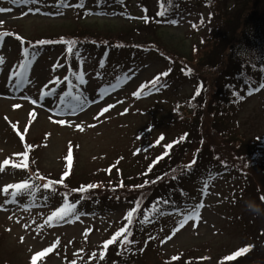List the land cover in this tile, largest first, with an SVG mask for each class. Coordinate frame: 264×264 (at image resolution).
Returning a JSON list of instances; mask_svg holds the SVG:
<instances>
[{
  "label": "rangeland",
  "instance_id": "rangeland-1",
  "mask_svg": "<svg viewBox=\"0 0 264 264\" xmlns=\"http://www.w3.org/2000/svg\"><path fill=\"white\" fill-rule=\"evenodd\" d=\"M55 1L36 0V3L13 4L11 0H0V8L12 9L11 12L0 13V21H3L0 32L8 31L15 36L19 33L28 39L40 35L61 37L69 34L77 22H84L88 31L105 33L123 27L126 20L140 22L145 17L144 3L151 14L156 12L157 4L156 0H105L102 6L97 7L94 0H66L69 6H62ZM205 1L180 0L171 14L162 17L164 21H160L155 31H133L132 38L136 41L157 38L167 51L177 54L172 61L156 50L133 52L112 50L110 46L111 51L104 60L106 63L101 66L104 50L102 45L96 46L91 41L81 39L74 46L73 52H78V55L69 54L62 44L34 46L29 51H35L37 55L26 70L30 83L21 90L13 88L15 78L9 80L10 74L18 70L21 45L13 35L5 37L0 42V57L5 61L0 66V163L4 159L19 163L22 157L14 154L24 152L25 145L21 142L27 140V145L32 146L28 163H36L42 176H57L60 180L62 173L68 169L66 157L71 144L73 170L64 182L73 174L75 180H85L91 177L92 170L105 169L106 165L114 161L118 160V164L122 161L121 164L125 165L136 150L147 151L149 145L151 150H155L157 145L153 141L156 138L163 136V141L169 142L183 136L189 122L173 120L172 107L176 101L184 100L192 92L194 94L196 80L191 74L177 72L179 65L176 60L180 62L179 59L189 55V52H193L196 57V50L205 44L202 37L209 34L218 22L203 3ZM240 1L226 0V5L230 7ZM79 2L83 3V9L71 6ZM37 8L39 12L35 11ZM249 12L256 17V6L250 5ZM173 20L175 24L171 23ZM261 63H264V56ZM190 64L195 66L196 63ZM54 65L61 66L54 68ZM169 69L171 71L166 77L171 78L163 84L164 87L158 91H148L142 98L133 95L140 85L149 86V81ZM77 71L83 72L86 81L79 86V91L95 103H88L82 110L77 109L73 113L65 107L68 103H75L71 97L66 98L64 104L60 101V95L68 91L65 82L59 85L48 82L54 79L63 81L65 73L73 76V72ZM258 78L260 84L264 83V72L259 73ZM117 83L119 86L113 90L111 86ZM46 84L48 89L55 88L56 92L41 97V90ZM102 89L107 91V95L100 99ZM72 91L76 95V90ZM248 93V87H244L243 99L223 116L228 120L226 126L232 125L238 131L242 139L239 143L242 145L243 142L245 145L259 139L261 143L262 140L264 142V89L254 91L251 95ZM32 100L37 103L33 104ZM15 104L21 107L15 109ZM110 104L115 107L98 116L101 109ZM32 111H35L36 118L28 125V114ZM5 117L8 119L5 120ZM57 120L66 123H55ZM13 124L16 125L15 129ZM26 125L29 131L24 134ZM76 125L84 130H79ZM203 130L209 134L208 126ZM18 132L24 135L23 141ZM208 143L215 153L232 157L230 148L221 139L210 136ZM246 149L243 146L239 148L240 152ZM196 152V148L192 149L185 162H189ZM237 156L230 159L234 160ZM132 166L137 168L139 165L135 161ZM27 169L6 166L5 171L0 172V264H31L34 253L57 241L59 243L54 251L39 259L37 264H67L65 257L82 264L88 257L89 248H95L102 240L113 236L115 222L125 218L129 206L113 202H84L77 208L80 215L74 217L71 223H53L49 226L45 223L48 216L63 203L58 193L44 195L37 188L34 193L37 196L33 199L30 198L32 194L24 193L17 196L14 203H5L13 198L8 192H3L4 186L30 181ZM113 170L110 169V174ZM34 182L40 183L38 180ZM205 182H208L207 194L203 192ZM183 184L190 191L180 196L175 208L168 210L166 207L162 209L163 215L158 213L151 220L153 227L143 237L147 239L148 253L144 260L136 259L134 264H164L162 259H171L193 248L197 250L167 264H187L190 261L191 264H235L231 263L235 260L225 258L245 246H251V255H248L250 250L245 257L239 255L237 259H243L236 264H264V215L255 216L245 208V202L252 200L264 209V201L261 200V196H264V165H256L242 172L233 166H214V169H210L204 162L183 180ZM108 189L103 187L97 196H108ZM133 190L125 188L116 197L134 198L137 193ZM201 201L204 207L200 209V220H189L172 235L186 210ZM154 220H165V225L160 224L163 229L157 228L159 225ZM169 236L171 239H168ZM142 245L140 243L139 247L142 248ZM193 260L204 261L195 263ZM96 264L113 263L99 260Z\"/></svg>",
  "mask_w": 264,
  "mask_h": 264
},
{
  "label": "trees",
  "instance_id": "trees-1",
  "mask_svg": "<svg viewBox=\"0 0 264 264\" xmlns=\"http://www.w3.org/2000/svg\"><path fill=\"white\" fill-rule=\"evenodd\" d=\"M178 1L180 0H169V3L165 5L168 8L166 15L174 11ZM104 2L105 0H102V2L94 0V5L100 7ZM156 3V12L154 14L150 13L146 7L147 5L144 3V13L148 17V22H145L143 18L140 22L134 21V19L126 20L125 25L115 31L108 30L105 33L99 32L98 34H94L93 31L87 30L84 22H77V26L69 34L61 37L40 35L35 39H28V37L16 33V36L21 37L25 41L23 45L20 43V40L16 39L15 35L12 37L22 48L37 45L36 42L40 40L60 41L63 38L65 41H75L76 45L82 39L83 41L110 45L114 50L133 52L156 50L163 56L168 57L167 60L172 61L176 59L177 54L167 51L157 38H148L145 41H136L132 38L133 31H148L150 33L159 27L160 21H164L161 16L157 15V12L161 10V5L165 3V0H156ZM205 3L209 6L212 16L218 20L215 28L210 30L209 34L202 37L205 44L196 50L198 52L196 57L193 52H189V55L182 56L179 59L181 60L180 62L176 60V63L179 65V71L177 72L184 75L191 74L196 80L194 94L192 92L184 100L176 101L172 107L175 116L173 120L189 122L188 129L181 136L183 139L180 137L173 140L177 141V143H171L173 146L169 150V154L154 165L153 161L164 153L166 146L163 140L157 144L158 138L153 141L157 145L155 150H151L149 145L147 151L136 150L133 155H130L125 165L121 164L122 161L118 164V160L112 162L110 165L114 170L111 174L106 171V167L105 169L92 170L90 173L91 177L85 180H75L73 174L63 184L55 185V191L46 190L49 193L48 195H51L53 192L58 193L63 201L65 194H67L68 202L79 201L76 210L84 202H113L117 205L125 206L126 204L129 206L127 214L136 206L137 201L140 203L139 210L134 214L131 225L132 235L129 236L131 243L121 245L118 238L116 243L108 247L104 258L101 260L99 259V252L103 250L102 244L106 241L104 239L97 247L89 248L88 257L85 258V262L82 264H96L99 260L100 262L113 264H134L136 259L142 260L145 258L146 253H148V244L147 239L143 237L153 226L152 222L141 224L140 220L144 218L146 211L150 220H153L162 209L172 206L170 202L178 205L180 196L190 191L184 186L183 180L190 173L195 172L202 163L206 162L210 169H214V166H233L242 172L256 165H264V145L261 143V139L257 142L253 141V143L247 142L245 145L243 142L242 145V143H239L242 139L238 131L232 125L226 126L228 120L223 117L231 112L232 107L234 108L238 105L239 97L242 96L244 87L256 85L260 81L258 78L259 73L264 72L261 63L264 56V0H242L230 7L226 5V0H206ZM250 5L252 7L256 6V17L252 16L249 12ZM113 36L116 37L110 38ZM51 44H65L67 46L66 43ZM192 62L196 63L195 66L190 64ZM188 69H191V71L188 72ZM170 78L161 77V83L165 84ZM198 88L201 91L200 95L197 96L196 91ZM207 126L210 135L204 133L203 128ZM210 136L224 141L225 145L230 148L232 157L238 154L236 159L231 160L230 158L232 157L228 155L223 157V154L215 153L208 143ZM27 143V140L23 142L24 145ZM236 145H238L237 148H235ZM242 146L247 148L245 152H240L239 148ZM194 148L197 150L194 154L196 163L192 164L189 168L187 165L191 161L185 162V158ZM235 151L237 152L236 154L234 153ZM135 161L139 165L137 168H133L132 166ZM149 165H153V167L150 172H147ZM27 170L30 178H34L42 183L49 180L58 181L59 178L57 176L55 178L45 176L43 180L38 179L37 174L40 177L43 176L33 161L28 163ZM72 170L71 165V168L68 170L70 174L67 177L71 175ZM145 172H147V175H144ZM157 177H162V179L157 180ZM145 180H155L156 183H149L143 188L134 187L143 184ZM35 184L41 185L36 182ZM121 184H123V187H121ZM86 185H96L97 187L89 189L85 193L72 191ZM103 187L110 188L108 189L109 195L100 198L97 195L101 194ZM125 188L134 189L133 191L137 193L136 197H116ZM36 196L37 194H32L30 198L33 199ZM82 196L84 197L83 199H81ZM158 201L159 203H157ZM163 201H168V203L165 204ZM154 205L158 211L153 210ZM126 223L125 218L122 221L115 222L116 230L123 227ZM157 228L163 229V225H159ZM116 230L113 234L118 231ZM140 243L143 244L142 248L139 247ZM196 250L197 248H193L176 257L180 259L188 252ZM93 253L97 254L96 257L89 259ZM65 258L67 264H72V259ZM209 258L204 260H208ZM240 259L236 258L231 263H238ZM171 260L173 259L166 258L162 259V262L167 264Z\"/></svg>",
  "mask_w": 264,
  "mask_h": 264
},
{
  "label": "snow or ice",
  "instance_id": "snow-or-ice-1",
  "mask_svg": "<svg viewBox=\"0 0 264 264\" xmlns=\"http://www.w3.org/2000/svg\"><path fill=\"white\" fill-rule=\"evenodd\" d=\"M11 2L13 4L15 3H21V4H29V3H36V0H11ZM100 2H102V0H100ZM60 3L62 6H69L66 3V0H60ZM167 3H169V0H165V3L161 5V10L157 12L158 16H165L168 8L165 6ZM72 7H83V3L77 4V5H71ZM12 9L11 8H0V13H5V12H11ZM29 11H33V9H29ZM36 12H39V9H35ZM89 14V13H86ZM24 15H27V13H24ZM143 19L145 20V22H148V17L145 16L143 17ZM171 23L175 24L176 21L173 20L171 21ZM0 24H3V21H0ZM193 27H195V25H193ZM13 34L10 32H0V42H3L5 37H9L12 36ZM16 39L20 40V43L23 45L25 43V41L19 37L16 36ZM37 44L40 45H45V44H51V43H66L67 44V52L69 54H75L78 55L79 53L73 52L74 46H75V41H65L63 38H61L60 41H50V40H40L36 42ZM34 47V45H30L29 48ZM29 48H24L23 49V56L24 59L20 62L19 66H18V70L14 71L10 74L9 76V80L13 81L14 79V83H13V88L16 90L21 89L25 84L30 83V80L28 79L26 70L31 66L32 61L35 60L37 53L35 51H29ZM5 63L4 58L0 57V66H2ZM61 65H54L55 67H60ZM101 66H103V62H101ZM69 71H72L71 69H69ZM171 71V69H169L166 72L160 73L159 75H157L156 77H154L151 81H149V85L150 87L142 84L140 85V88L133 93L134 96L139 97L140 95H146L148 94V91L151 90H159L160 87H164L165 85L161 84V77H166L168 76L169 72ZM188 72L191 71V69L187 70ZM187 74V73H186ZM73 78L76 81V84L73 85L72 83V79H70L68 76H65L63 78V81L59 80V79H54L49 81V84H56L59 85L63 82H67L69 85V90L63 92L60 95V101L61 104H64L66 98L71 97V100L75 103H68L65 105V107H68L73 113H75V111L77 109L82 110L83 107H85L88 103H95V101H89L87 97L83 96V94L79 91V86L84 84L86 81L84 79V74L83 72H73ZM130 77H126V79H129ZM120 78H117V81L119 82ZM119 86V83L112 85V89L114 90L116 87ZM146 87L148 88V91H145ZM44 89H48V84L44 85V88L41 90V97H47V96H51L54 95L56 92L55 88H51L48 89L47 91H45ZM73 89L76 90V95H73ZM261 89H264V83H261L259 85V87L257 88H250L249 89V95L252 94V92H258ZM200 91L201 89L198 88L196 91V95H200ZM104 95H107V91L102 89L101 90V95H100V99H103ZM24 99H29L28 97H24ZM239 99H243L242 96L239 97ZM33 104H36L37 101L36 100H32L31 101ZM21 105L19 104H15L13 105V108L18 109L20 108ZM115 105H107L105 108L101 109V112L98 113V116L103 115L104 113H106L107 111H109L111 108H114ZM125 111H127V109H125ZM36 118V113L35 111H32L28 114V125L32 124V121ZM8 118L5 117V120H7ZM55 123L58 124H65L66 121L64 120H57L54 121ZM26 125L24 126L23 129V133L27 134L29 131V126ZM12 127L15 129L16 125L13 124ZM76 127L83 131L84 129L80 126V125H76ZM89 127H94V125H89ZM20 136L21 141L24 140V135L21 133H17ZM164 137L161 136L156 143L159 144L161 140H163ZM181 139H183V137H181ZM173 143H177V141H174ZM173 144H168L165 146V151L164 153L160 156L157 157L155 161H153V165L156 164L157 162H159L161 159H163L165 156H167L169 154V150L172 148ZM32 146L31 145H25V151L23 153H18V154H14L17 156L22 157V159L20 160L19 163H14L12 161H10L9 159H4L2 163H0V172L5 171L6 166H11L13 168H27L28 167V156H29V151L31 150ZM66 160L68 161L67 164V168H71V161H72V148H71V144L69 145V151H68V155L66 157ZM196 161L195 159L190 162L189 165H187V167H191L192 164H195ZM153 165H149L147 172H150L152 170ZM110 171V170H109ZM147 172L144 173V175H147ZM70 174V172L68 170L64 171L61 175L60 180L55 181V180H49L45 183H43L42 185H35L32 183H29L27 180L23 181L21 183H15V184H7L4 186V191L8 192L10 189L12 190L10 195L12 196V200L8 201L6 200L5 203H9V202H15V198L17 196H20L24 193H29V194H34L35 191L37 190L38 187L43 188L44 190H51V191H55V185L57 184H63L64 179ZM37 178L43 180V177H40L37 174ZM157 180L162 179V177H157ZM149 183H156L155 180L153 181H148L145 180L143 184L141 185H136L134 187H138V188H143L146 185H148ZM96 185H86V186H81L79 189H73L72 191H79L81 193H85L87 192L89 189H93L96 188ZM121 187H123V184H121ZM207 190H208V182H205L204 186H203V192L204 194H207ZM84 197L82 196L81 199H83ZM47 199V198H45ZM261 200L264 201V196H261ZM79 203V201H75V202H68L67 199V194H65L64 197V202L62 203L61 206L57 207L54 211L51 212V214L48 216L47 220L45 221L46 224H48L49 226H51L53 223H71L72 222V217H77L80 215L77 210H76V206ZM159 203V201L157 202ZM163 203L167 204L168 201H163ZM140 207V203L139 201H137L136 206L133 207L125 216V220L127 221V223L118 229V231L116 233L113 234V236L111 238H109L108 240L104 241L102 244V251L99 252V259H103L105 256V252L108 249V247L110 245H113L114 243L117 242L118 238H119V243L121 245H127L129 243H131V241H129V236L132 235L131 232V225L133 223V217L134 214L137 213V211L139 210ZM204 207V203L201 201L200 203L196 204L192 209L190 210H186L185 214L183 215L182 219H180L178 221V227L173 229V233L172 235H175L176 232H178L180 230V228H183L185 224L188 223L189 220H195V221H199L200 220V209ZM153 210L154 211H158L155 208V205L153 206ZM160 215H163L164 213L162 211L159 212ZM151 222L149 216L147 215V211L145 212L144 218L142 220H140L141 224L144 223H149ZM193 227H196V224H193ZM87 234V233H86ZM122 237V238H121ZM23 240V238H21ZM168 239H171V236L168 237ZM59 243V241H57L56 243H54L52 246L45 248L41 251H38L36 253L33 254V256L31 257V264H37V260L38 258L43 259V257H45L48 253L54 251L56 244ZM251 246L245 247L243 249L238 250L236 253L233 254V256H229L226 257V259H233L234 256H239L242 255L246 252H248L250 250ZM83 251V250H80ZM96 253H93L92 256L89 257V259H93L96 257ZM173 260H177L178 257H172ZM72 264H76L75 260L72 262Z\"/></svg>",
  "mask_w": 264,
  "mask_h": 264
},
{
  "label": "clouds",
  "instance_id": "clouds-1",
  "mask_svg": "<svg viewBox=\"0 0 264 264\" xmlns=\"http://www.w3.org/2000/svg\"><path fill=\"white\" fill-rule=\"evenodd\" d=\"M245 208L255 216L264 215V209H262L255 201L249 200L245 202Z\"/></svg>",
  "mask_w": 264,
  "mask_h": 264
}]
</instances>
